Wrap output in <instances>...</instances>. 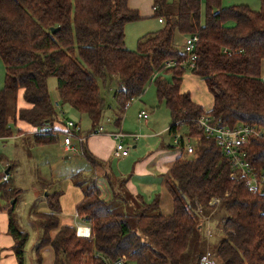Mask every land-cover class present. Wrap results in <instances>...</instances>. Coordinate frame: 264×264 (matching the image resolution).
<instances>
[{
    "label": "trees",
    "instance_id": "1",
    "mask_svg": "<svg viewBox=\"0 0 264 264\" xmlns=\"http://www.w3.org/2000/svg\"><path fill=\"white\" fill-rule=\"evenodd\" d=\"M128 1L0 0V61L5 72L0 140L13 136L12 125L16 133L30 134L36 147L56 143L60 133L64 139L67 133L58 127L57 110L65 105L86 115L94 127L105 109L99 82H114L112 98L119 115L115 125L129 103L153 84L158 102L170 113L167 132L174 135L183 129V136L193 144L190 155L180 147L162 177L171 198V212L163 214L158 198L145 203L129 195L128 179L112 176L108 163L97 159L85 140L79 142L76 151L95 170V176L84 175L81 182H76L81 172L72 175L83 193L75 206L76 220L90 229V238L77 237L75 227L59 226L61 193L47 191L48 184L42 183L49 212L35 213L41 228L36 255L50 247L53 264H107L121 256L132 264H182V254L199 230V219L221 207L226 213L223 237L215 256L209 251L215 261L264 264V195L247 189L228 157L196 125L201 115H209L228 127L240 124L264 130V0H259L256 11L242 4L222 7L221 0H152V17L161 20L162 28L140 38L135 50L126 49L124 28L141 16L128 7ZM51 28L58 30L51 33ZM176 35L183 39L182 50L174 42ZM193 36L197 42L189 53L185 41ZM186 70L204 82L212 97L209 111L181 91ZM50 78L56 81L58 101L50 99ZM38 128L49 131L30 133ZM117 133L122 132L112 135ZM90 134L97 132L91 129L85 138ZM82 136L80 128L72 132L71 143L76 145V138ZM245 151L253 170L264 171V136L251 139ZM8 165L12 173L17 163L8 161ZM100 169L106 192L97 184ZM2 176L0 215H6V233L13 242L9 250L16 264H23L29 235L13 218L22 190L12 177L3 181ZM213 199L218 203L211 205ZM116 202L132 211H113ZM207 249L195 254L192 264ZM4 251L1 247L0 264Z\"/></svg>",
    "mask_w": 264,
    "mask_h": 264
},
{
    "label": "rangeland",
    "instance_id": "2",
    "mask_svg": "<svg viewBox=\"0 0 264 264\" xmlns=\"http://www.w3.org/2000/svg\"><path fill=\"white\" fill-rule=\"evenodd\" d=\"M240 4L246 5L255 11L260 8L259 0H221L222 7ZM204 12L205 8L203 6V15ZM158 22L157 18L146 17L141 18L136 22L127 23L124 28V44L126 49L135 50L140 38L161 29L162 25ZM174 42L177 44L176 46L178 49L182 50L183 39L176 35ZM4 75V67L0 61V90L4 86ZM263 76L264 69L262 72V77ZM99 84L101 86V96L105 101V109L103 110L100 121L92 127L91 121L86 115H82L71 107L65 105L57 110L59 122H62V124H60L61 126L70 121L79 126L83 135H87L91 129L98 132L101 128V132L98 134L107 135L112 139L115 138L113 135H109V133H116L120 130V132L124 134L122 144L130 150L128 160H142L148 156V154L157 151H159L161 155L166 151L178 153L181 151V148L174 144V136L167 132L171 123L170 113L164 103L158 102L153 84H149L146 87L139 99L136 98L129 103V106L125 109L122 116H120L121 122L119 126L115 125V120L119 115L116 104L112 98V93L116 89L117 84L114 82L105 85L99 82ZM55 88L56 81L54 78H50L48 80V91L52 101H58ZM181 91L185 93L187 92L192 101L202 106L205 111L211 109L212 97L210 93L204 82L199 77L192 74L190 70H186L185 72L181 84ZM8 110H11V102L8 104ZM142 111L147 113V117L138 119L137 116ZM16 129L17 128L12 125L13 136L6 138L5 140H0V174H3V176L7 174L8 178L12 177L16 186L22 190L13 218L20 230L29 235L24 250L23 264H33L32 252L35 250L41 234V228L38 224L35 213L41 212L46 205L44 198L46 193L43 192L41 187L42 183L48 184L46 186L47 191L60 192L64 196V198L61 196V201L65 206L62 207L61 210L63 211L67 207L70 208V213H68L67 216L65 215V221L71 223L72 226L71 220L72 214L74 213L73 204L76 203L81 196L80 191L74 184L75 177H72V175L81 172L82 175H78L76 179V182H81L83 179L82 176L84 175L95 176V170L78 151L63 154L60 146L62 145L64 134L60 133L57 142L54 144L36 147L31 141L30 134L16 133ZM62 131L64 132V129ZM183 132V129L180 130L179 136H183ZM135 137L138 138L135 139ZM115 140L120 142V140ZM73 143L75 144V140ZM134 146L136 149L133 148ZM184 155L186 154L184 153ZM161 157H158L155 163ZM126 159L127 158H115L113 156L110 168L112 167V170L115 171L116 166L121 165L124 167V171L130 174L133 166L126 163ZM8 161H16L17 163L16 168L12 173H8ZM154 174L157 175V173ZM158 176L159 175H157L156 178L152 177L155 180L148 178L144 184L142 182L133 181L137 184V189L139 188L140 191L144 192L142 196H153L150 199H146L147 202H152L154 198H158L160 205L159 210L163 213L167 208L165 196L169 199L170 204L171 198L166 190L164 193L163 189L160 188L162 176ZM122 177L125 178L126 175H122ZM103 181L98 179L97 184L104 192L107 187L104 185L106 182ZM69 187H72L70 188L72 189L71 194H75L72 201L69 198L71 196V194L68 193ZM151 190H154L153 193ZM0 204H4L3 201L0 200ZM111 209L120 214H126L132 211V209L128 208L126 204H119L117 202L111 205ZM61 214V212L57 213V216H60ZM208 214L205 216H208ZM31 216H34V219ZM225 218V211L219 207L216 210L211 211L207 218L199 219L197 228L199 230L192 234L187 248L182 254V264H192L195 254L204 251L206 248H208L207 251H210L215 256L218 243L223 237L222 223ZM56 232L57 230L52 231L51 235L54 236ZM7 239L8 238L5 237L0 238V244L7 246ZM49 250L44 253L43 264H50L48 263L47 255L50 253ZM14 260L15 259L12 256L3 259L4 264H13ZM35 264H38V262H35ZM216 264L220 263L217 262Z\"/></svg>",
    "mask_w": 264,
    "mask_h": 264
},
{
    "label": "built area",
    "instance_id": "3",
    "mask_svg": "<svg viewBox=\"0 0 264 264\" xmlns=\"http://www.w3.org/2000/svg\"><path fill=\"white\" fill-rule=\"evenodd\" d=\"M161 23V20H158ZM197 42L195 36L188 38L185 41V51L192 53L194 49V44ZM194 58H190V68H193ZM264 81V76L262 77ZM57 107V103H55ZM147 114L142 111L138 114V119L146 118ZM196 125L200 128L203 133V136L207 140L213 139L216 145L222 150L225 156L228 157L231 167L235 174L242 179L245 186L251 193H258L264 195V171L255 172L251 167L250 162L247 159V152L245 149L249 146L251 139L261 138L264 136V130H258L256 128L237 125L235 127H228L227 125L222 124L219 120L214 119L209 115H201L196 120ZM48 128H38L32 129L30 133L32 135H38L41 132H48ZM79 131V128L68 121L64 125V133H67V136L63 139L61 150L63 154L76 152V146L79 142L84 140L83 137L76 138V145L71 143L72 132ZM174 144L177 147H181L186 155H190L193 152V144L190 141L188 136H179V132H176L174 135ZM114 137L120 142H116L112 155L115 158H125L128 156L130 150L127 147H124L122 144V139L124 138L123 133L114 134ZM138 137H135L137 139ZM8 175L3 176L2 180L6 181ZM218 203L217 199H213L210 204ZM199 212V208L197 209ZM76 220V215H75ZM77 221V220H76ZM75 233L77 237L81 238H90V229L83 224H75ZM209 235V234H207ZM107 264H132L127 260L125 256H121L115 261L108 262ZM197 264H216L214 257L209 251H205L197 260Z\"/></svg>",
    "mask_w": 264,
    "mask_h": 264
},
{
    "label": "crops",
    "instance_id": "4",
    "mask_svg": "<svg viewBox=\"0 0 264 264\" xmlns=\"http://www.w3.org/2000/svg\"><path fill=\"white\" fill-rule=\"evenodd\" d=\"M151 6H152V0H129L128 1V7L130 9L137 10L139 12V15L141 16V18L152 17L153 11H152V7ZM159 24H161V23H159ZM22 104L23 103H22V101L20 100V97H19L18 105L21 106ZM61 124H62V122H61ZM119 125H117V126H119ZM58 127H59V129H62V130L64 129L63 125L62 126L59 125ZM100 132H101V128L99 129L97 134H92V135L90 134L86 138H85V135H83L84 140L86 141V144H87V147H88L89 151L97 159H99L100 161L108 163V167H109V169L111 171L112 176L118 177V178H123L122 175H126L125 178L128 179V182L125 185V189H126V191H127V193L129 195L139 196L141 199H143V201L145 203H150V202H147L146 199H150L153 196L152 195L151 196H147V197L146 196H142L144 192L140 191L139 188L137 189V184H135L134 181L142 182L144 184L148 178H151L152 180H155L153 178L154 177L156 178L157 175H159L158 177H160V176L164 177L167 174V172H168L171 164L173 163L174 159L179 155L178 152L166 151V152H163L164 153L163 155H161V153H159V151H157V152L148 154V156H146L142 160H136V159L135 160L134 159L128 160V157L130 156L129 155L130 152H129L128 156L125 157V158H127L125 161H126V163H129L130 166L131 165L133 166L132 170L130 171L131 173L128 174V172L124 171V167H122L121 165L116 166V170L113 171L112 167L110 168V165H111V160H112V157H113V155H112L113 148H114V145L116 144L117 141L115 139L110 138L107 135L98 134ZM119 132H120V130H119ZM109 135H112V133H109ZM60 148H61V146H60ZM133 148L136 149L135 146ZM158 157H161V158H159L157 160V162L155 163V161H156V159ZM96 173L98 174L97 175L98 179H101L103 181L104 179H103L102 169L97 170ZM154 173H157V175H155ZM129 176H130V178H129ZM104 185H105V187H107L106 183H104ZM70 188H72V187H69V189H68V193L69 194H71V192H72V189H70ZM160 188H162L164 193H165L163 180L160 181ZM162 189H161V191H162ZM78 190L80 191L81 196L78 199V201L73 204L74 213L72 214V220H71L73 227H75V224L77 223V221L75 220V206L83 198L82 191L79 188H78ZM154 190H151V192L153 193ZM106 191H108L107 188H106L105 192ZM61 196L64 198V196L62 194H61ZM61 196L59 197V205H60L59 213L61 212L62 214L60 216H57L58 219H59V226L61 225V226H70V227H72L71 223H68V222L65 221V215L67 216V214L70 213L69 212L70 208L67 207L65 210H63V211L61 210V208L65 206L62 203V201H61V198H62ZM74 197H75V194L72 193L69 198L72 201L74 199ZM165 202L167 204V208L164 210L163 214H170V212H171V204H170L169 199H167V196H165ZM46 208H47V206L45 205V208H43V210L41 212H39V213H47V212H49V209L47 208L48 209V211H47ZM32 218L34 219V216ZM6 226H7L6 216L1 214L0 215V227H1V229H0V238H2V237L8 238L7 239V246L0 244V248L1 247L5 248V251H4L5 253H3V255H4L3 259H5L6 257L10 258L11 256L14 257L12 255L11 251L9 250L10 247L12 246L13 242H12L11 238L6 233ZM47 248H49L50 250L47 249ZM24 250H25V248H24ZM48 250L50 252V253L47 254L48 255V263L53 264L54 256H53V252H52L50 247H45V248L40 249L38 251V256L36 255V248H35V250H33V252H32V258H33L32 262H33V264H35V262H37V260H39L40 264H43L44 256H45L44 253L46 251H48ZM23 262H24V260H23ZM15 263H16V260L13 261V264H15ZM2 264H4L3 260H2Z\"/></svg>",
    "mask_w": 264,
    "mask_h": 264
},
{
    "label": "water",
    "instance_id": "5",
    "mask_svg": "<svg viewBox=\"0 0 264 264\" xmlns=\"http://www.w3.org/2000/svg\"><path fill=\"white\" fill-rule=\"evenodd\" d=\"M58 30V28H51V33H55Z\"/></svg>",
    "mask_w": 264,
    "mask_h": 264
}]
</instances>
